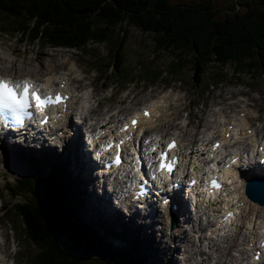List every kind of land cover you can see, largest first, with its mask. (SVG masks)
Listing matches in <instances>:
<instances>
[{
  "label": "trees",
  "instance_id": "trees-1",
  "mask_svg": "<svg viewBox=\"0 0 264 264\" xmlns=\"http://www.w3.org/2000/svg\"><path fill=\"white\" fill-rule=\"evenodd\" d=\"M0 25L22 40L38 39L40 47L75 49L91 69L104 72L113 64L110 76L122 87L134 81V53L123 49L130 27L151 38L153 52L170 54L171 76L187 62L194 71L228 64L236 74H264V0H0ZM150 62L142 78L154 84L162 71ZM52 167L48 177L32 170L7 188L23 237L34 247L29 264H152L139 241L129 245L127 235L84 214L73 178Z\"/></svg>",
  "mask_w": 264,
  "mask_h": 264
},
{
  "label": "rangeland",
  "instance_id": "rangeland-1",
  "mask_svg": "<svg viewBox=\"0 0 264 264\" xmlns=\"http://www.w3.org/2000/svg\"><path fill=\"white\" fill-rule=\"evenodd\" d=\"M1 25L0 28H5ZM8 29L9 28L6 30ZM128 31V39L126 46H123V49L134 53L131 55L129 66L136 70L140 77L145 76L143 74V66L149 61H151L150 63L152 65H155L156 69L160 70L167 69V67L173 63L169 53L164 52L159 55L152 51V48H150L152 42L149 36L140 33V31L134 27H130ZM94 45H98V48L102 53L105 52L104 45ZM5 49L7 50L8 55H5L3 52ZM10 54H12V56H9ZM80 59L88 62V59L82 57L75 49L52 47L49 45L46 47H40L35 42L31 43L27 40H22L18 35L14 33L11 35L10 32H3L0 29L1 71L5 73L6 71H4L3 68L6 67L10 69L8 73L14 72V75L19 76L33 75V78L40 81H45L46 76L48 75H66L71 80V88L75 95L79 91V94L86 90L92 91V94H89V99H92L87 105L95 107L96 111L99 109H102L103 111L105 109L110 110L115 107H119V109L128 107L129 111L134 108L135 111L141 109V107L149 106L151 101H158V103L161 104V102L163 103V100H165L168 107L171 108L169 112H173L171 124L167 125L170 132L168 137L174 136V132L176 131L175 128L178 127L179 131H186V136L180 137L182 143H186L187 141L188 144L190 142L189 139L191 138L197 139L198 142V138L203 135L205 129L211 124V120L220 114V110H222L221 115L224 114L225 120L227 121L234 118V116L236 122L245 117L249 127L247 128V131L252 134L253 130L256 128L257 131L260 132L261 137L264 136V74L258 73V76L243 75L241 73L236 74L233 73L232 67L228 64L224 66L205 65L204 69L201 68L200 70L194 71L193 66L187 62L179 75L171 77H165L164 75L163 77L165 79L160 78L153 86L147 85L146 82L137 81L136 84H130L125 90H121L122 85L117 84L116 86L112 83L113 80L111 76H109V73H114V66L104 72L105 74H99L89 71V65L82 64ZM139 60L140 62H138ZM202 70H204V74L199 75ZM218 73L222 74L220 80L213 78L217 77ZM60 78L55 79V86L58 84L61 85V83H59ZM106 88L108 89L106 90ZM202 91H205L203 96H201ZM196 93L198 95L194 97L193 94ZM162 96L165 97L161 99ZM126 113L127 112H124L123 110L122 113L120 112L118 114V117L121 115L125 116ZM219 124L222 123L219 122ZM216 125L218 124L213 122L210 130ZM80 140H83V147L80 145L81 150L85 149V135H83ZM54 146L55 147H45L44 149H39V147L35 146L33 152L37 155L43 153V156L48 154L50 156L47 160L49 163L62 162L63 165H65V161H68V169L71 176L77 175L75 173H80L82 175L83 169H80V163L78 161H71L67 145L65 148H62L63 145L61 146L60 143H57ZM14 149L15 147L12 148V150H8L4 145H0V156H6V158L3 159L0 157V244H5V247L9 250L10 260L8 264H29L27 257L33 253L34 247L30 246L23 237L20 222L13 215V208L11 206L12 196H10V193L7 190L10 184L14 183L15 178L28 174L26 172L24 174L19 172V174H15V170H18V168L14 169L15 167H6L9 153H12ZM22 149L23 151L25 150L24 147H22ZM4 152L6 155H3ZM9 162L7 161V163ZM20 164H22L21 161L19 165ZM26 168L29 169L28 167ZM38 172L41 177L45 178L46 176H49L52 170L51 168H40ZM93 181L95 184H99L96 179H93ZM117 182L118 181L116 180L112 181L107 188L111 189L112 192L116 191L118 189ZM84 183L85 184H82L86 191L87 187L90 190V192L87 193L89 195L91 194L90 196H97L96 199L99 203V208L101 209V215L103 217L115 221L119 227L122 225L121 222H123L124 225H127H123L124 228L128 229L133 234L140 231V234L137 236H142V239L145 235L148 236L145 226L142 225V223L145 225L151 223L147 217L136 218L137 226H131V213L135 207L127 205V202L119 204V194L114 192L111 203L109 204L111 209L109 210L102 205L103 198L102 194H100L102 188L101 185L94 188V193L91 189L92 181L85 178ZM96 191L98 195L96 194ZM86 212H88L87 209L84 210V214L87 215ZM258 214H260V212H258ZM164 218L165 217L160 216L154 218L155 223L151 226V229H153L152 236L154 249L151 250L157 259L165 258L166 261L169 262L171 255L179 258L182 254L180 255L178 251L174 252L172 250L176 242L172 241L167 235V232H170V221L164 229L162 228V225L164 226L165 223L159 222V220H164ZM213 221L215 220L213 219ZM242 221H244V219H237L234 222L238 223ZM181 225V229L182 227L183 229L187 228V230L191 228L190 224L184 222H181ZM118 226L115 225L116 230H120ZM172 228H174V225ZM172 230L173 229H171V231ZM162 231L165 233L163 237L161 236ZM173 232H175V230ZM257 233L258 236L264 235L263 228L258 230ZM192 234L195 239L194 243L199 245L197 235L201 234V236H203L206 232H192ZM186 236L187 235H185V237ZM242 237L244 236L237 237L236 245L240 249L246 250L245 247L251 238L249 233H246V245H240L239 243L241 242ZM113 242L115 244L118 243L115 241ZM204 242H206L205 239ZM216 243L220 249L221 238L216 240ZM184 244V247L187 246L186 242ZM146 253L149 254L148 252ZM245 255L249 258L247 250ZM262 257L264 258V254ZM170 262L172 263L173 261ZM154 264H160V262L158 263V261H154ZM178 264L186 263H181L179 260ZM189 264L193 263L190 261ZM226 264H229V260L226 261Z\"/></svg>",
  "mask_w": 264,
  "mask_h": 264
},
{
  "label": "bare ground",
  "instance_id": "bare-ground-1",
  "mask_svg": "<svg viewBox=\"0 0 264 264\" xmlns=\"http://www.w3.org/2000/svg\"><path fill=\"white\" fill-rule=\"evenodd\" d=\"M5 55L7 54V50L5 49L3 51ZM9 56H12L10 54ZM5 73L0 70V74L3 75L1 77H10L11 74L8 73L10 69L8 68H3ZM46 75V74H45ZM24 76V77H23ZM19 76L22 78V80L25 79V75ZM171 76V75H168ZM28 77V76H27ZM34 77L33 75H30V78ZM61 77V78H60ZM15 77L11 78L12 81H17V79H14ZM60 78L62 79H67L68 83L64 82L65 85V91L71 94V98L69 103L66 105L65 108L60 109V117L57 122L50 123L46 126L45 129L52 131L50 134H46L44 131L39 132V136L36 137V139H39L41 136L46 137L47 135H54V139L51 140L52 144H49V147H53L54 143L59 142L62 146V148H65L67 145L68 152L70 154V158L72 162L78 161L81 163L84 168L82 171V175L88 179L89 177L94 179V177L91 175V165L89 162L88 157L85 154V150L80 147L81 143V137L83 135V132L90 134L91 136L96 135L99 131L103 130V132L108 133L107 137H112L114 134L121 133L122 135H127L130 131L133 129L131 128V124L129 125L130 130L128 132L124 131H119V128H123L125 124H129V121L132 117H137V120L139 123L136 126L137 132L136 135L134 136V143L136 145H139L141 147H145L144 153L147 154L148 158H151L152 155L150 152L153 148H150L147 150L148 145H155L158 146L165 138L168 137L170 134L169 128L167 125L171 124V121L173 119L172 115L173 112H169L171 108L168 107L167 102L163 100V103L161 104L158 103V101L151 103L148 107H141L140 111L135 110L132 108L129 111L128 107H123L122 109H119V107H115L111 110L105 109L104 111L102 109L99 110H94L90 105H87L89 101H91L90 92L89 91H84L83 93L79 94L80 91L75 95L74 91L71 88V80L69 79L68 76L66 75H51V76H46L45 83L40 84L41 90L48 92L53 87H55V79ZM165 79V78H164ZM36 85H38L37 80L32 79ZM45 88V90H43ZM58 87H55L54 90H57ZM165 96H162L161 99H163ZM160 101V100H159ZM148 108L149 113H151L150 116L145 117L142 114V111ZM85 109V112L83 110ZM138 109V108H137ZM124 110V112H127L125 116L121 115L118 117V114ZM128 110V111H127ZM134 111V112H133ZM240 111V110H239ZM220 114L217 116V118H214L211 120V124L205 129L203 135L198 138L199 141L197 142V139L191 138L189 139V143H182L180 140L181 136H186V131H179V128L175 129L176 131L174 134H176V137L178 138L179 141V148L184 152V163L189 161L187 165L183 167L185 169L187 166H200L201 163L207 162L208 165H212L211 168H216L219 170L218 175H220V166H223L225 163H228L229 166L226 168L225 172L226 175L230 177V180L227 183V188L229 190V193L226 195H222L224 189H221L220 191H213L210 193V190H207L206 192L200 191L198 195H202L204 197L209 198V202L206 203V201L202 200L201 203L199 204L200 209L204 208V214H200V221L199 220H194L192 219L191 221V227L193 231L196 233L201 232L206 224L210 228L211 232H213L212 236L213 240L211 238V241L207 242V249H202L201 243L199 245L194 244V241L192 239V235L190 231L187 230V228L181 229V226L178 221H174V228L175 232L170 231L169 233L167 232V235H169V238L176 242L175 246L173 247V251H181V246L185 245L184 243L186 242L187 245V250L186 248L183 249V251L186 253L185 254V259L187 258L188 260H194V264H214L218 260L225 259L227 257L230 258H235V264H256L255 261L251 260L250 262H247V256L246 250L245 249H236L237 245V237L239 236H244L241 238V242L239 243L240 245H246L245 242V235L246 233H250V241L252 243H255V240L258 236L257 231L263 228L264 232V205H257L250 200H248L244 194V183L246 179L252 175V174H262L263 172L260 173V171L256 170V167L250 168L248 172L243 173L242 170L244 162H242L241 159L236 160V162L231 163L229 160L238 154L242 152L245 153V147L248 148V150H253L254 145L257 143V130L254 131L252 134H248L247 132V121L244 120V118H241L239 123L235 122V117L232 119H229L228 121L225 120V115L222 114V110L219 111ZM74 114H79V117L77 115V121L73 120V115ZM129 118V119H128ZM128 119V122L125 121ZM66 120V123L64 122ZM230 121V123H229ZM213 122H216V126H214L211 130L210 128L213 125ZM221 122L222 124H219ZM74 127V128H73ZM167 127L166 129H164ZM68 132L69 137H65L66 133ZM230 132V137H226L224 134ZM159 137V139H156ZM35 139V140H36ZM259 140L261 143H258L257 145H260L264 143V139L259 137ZM96 141V140H95ZM195 141V142H194ZM215 141H219V147L217 148H212V145ZM42 143L47 144V140L42 141ZM68 143V144H67ZM105 143V141L101 142ZM196 143V144H194ZM245 144V145H244ZM259 146H257L258 148ZM91 149V146L89 150ZM264 149V146H263ZM204 150L206 157L201 158L200 157V152ZM68 154V155H69ZM1 157V156H0ZM248 158V154L246 155ZM6 158L5 157H1ZM10 160V162H9ZM19 158L17 156H8V166L11 168L17 167V164L19 162ZM150 163V161H149ZM251 163V162H250ZM19 164V163H18ZM23 167L26 170V167L23 165ZM211 168L209 166L207 167V171L210 172ZM52 172L54 168L52 167ZM19 170H15V174H17ZM235 175L237 178L239 177L242 180V183L240 185L235 184L234 187L236 190L233 193V181H232V176ZM200 175L199 173L196 175L198 178ZM211 177L210 175H206L205 179H209ZM138 181H135V184H137ZM13 184V183H12ZM118 185V183H117ZM118 187V186H117ZM116 187V188H117ZM114 189V188H113ZM118 191H120V186L118 188ZM212 195V196H209ZM102 205L104 207H107L109 210L111 209L109 204L111 203V200L109 198L102 197ZM236 200V202L242 203V205L239 207L240 209H236V211L242 212V216L238 219H244V221L240 222L242 225L237 226L232 224L231 219L229 218L228 221L226 222H218L219 217H215V215L218 213L219 216L221 217L226 210L224 209L226 206H230L233 202V200ZM176 203V202H175ZM154 202H152V205ZM178 204V203H177ZM151 203L148 205L150 207V210H148L145 213H138V210L134 208L131 213V223L133 225H137L136 218H148L151 223L148 225H145L142 223V225L145 226L146 230L150 229L152 226L153 218L155 216H158V213L153 210L155 209ZM181 208L179 211L177 209H171L170 214L174 215H180L184 217L185 221H189V216L187 215V211L185 209V204H178ZM207 205V206H206ZM228 208V207H227ZM257 208L259 210L257 211ZM247 209V211H246ZM146 210V209H144ZM258 212L260 214L258 215ZM210 213L214 214L213 217H215V221L213 223L212 220L207 222L205 225L203 221L205 220V214L210 215ZM239 213V212H238ZM208 215V216H209ZM258 215V216H257ZM250 216V217H248ZM248 217V218H247ZM195 224H194V223ZM168 223V222H167ZM167 223L162 225V228L164 229L165 226H167ZM221 225H224L222 227L223 233L219 237L218 231L219 227ZM246 225V226H245ZM195 226V227H194ZM204 226V228H202ZM173 228V229H174ZM213 228V230L211 229ZM197 229V230H196ZM177 232V233H176ZM245 232V233H244ZM165 235V233L162 234ZM185 235H187L185 237ZM188 237V238H187ZM264 238V235L261 236ZM221 238V244H224L223 246L225 247L224 250L222 249L221 255H216V251H212L213 248L218 247L216 240ZM205 239V236H201V234H198V241H202ZM249 243V242H248ZM189 244L191 246H189ZM196 245V247H195ZM211 247V249H209ZM233 246V248H232ZM229 249H233L235 251V255H231L230 253L227 254ZM209 250L210 254L207 253ZM207 251V252H206ZM237 251V252H236ZM191 253V254H190ZM9 250L5 247V244H0V264H8L9 262ZM195 255V256H194ZM194 258V259H193ZM197 258V259H196ZM172 264H178L179 260L175 257H171ZM211 261V262H210ZM176 262V263H175ZM210 262V263H209ZM257 264H264V258L261 257L260 260L257 262Z\"/></svg>",
  "mask_w": 264,
  "mask_h": 264
},
{
  "label": "snow or ice",
  "instance_id": "snow-or-ice-1",
  "mask_svg": "<svg viewBox=\"0 0 264 264\" xmlns=\"http://www.w3.org/2000/svg\"><path fill=\"white\" fill-rule=\"evenodd\" d=\"M66 99L60 94H56L55 97L41 95L39 88L34 85L31 81H12L0 77V116L11 117L17 123H23V117L31 116L29 109L35 107L36 109L43 111L46 107L53 104H60ZM151 113L145 111L144 116L148 117ZM139 121L137 119H132L131 128L135 129ZM130 130L129 125L125 124L121 131L128 132ZM156 139H159L157 137ZM124 143L121 140L114 145L109 143L108 148L111 149L115 147L116 155L114 162L119 165L121 163L120 158V146ZM177 147L176 142L173 140L167 145V150L162 151L159 156L160 164L159 168L161 171H167L171 174L177 163L174 156H169V153ZM219 147V144L215 145ZM153 152L156 151L155 148L152 149ZM167 161V162H166ZM193 184L196 183L195 180L192 181ZM211 187L219 189L220 185L216 180L211 181ZM232 215L231 212L228 214Z\"/></svg>",
  "mask_w": 264,
  "mask_h": 264
},
{
  "label": "water",
  "instance_id": "water-1",
  "mask_svg": "<svg viewBox=\"0 0 264 264\" xmlns=\"http://www.w3.org/2000/svg\"><path fill=\"white\" fill-rule=\"evenodd\" d=\"M245 193L251 200L264 205V179L253 178L248 181L245 185Z\"/></svg>",
  "mask_w": 264,
  "mask_h": 264
}]
</instances>
